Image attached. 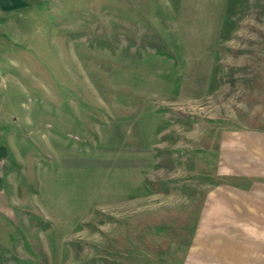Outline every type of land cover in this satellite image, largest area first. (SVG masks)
Here are the masks:
<instances>
[{
    "label": "rangeland",
    "instance_id": "1",
    "mask_svg": "<svg viewBox=\"0 0 264 264\" xmlns=\"http://www.w3.org/2000/svg\"><path fill=\"white\" fill-rule=\"evenodd\" d=\"M237 128H264V0L0 11V264H180Z\"/></svg>",
    "mask_w": 264,
    "mask_h": 264
},
{
    "label": "crops",
    "instance_id": "2",
    "mask_svg": "<svg viewBox=\"0 0 264 264\" xmlns=\"http://www.w3.org/2000/svg\"><path fill=\"white\" fill-rule=\"evenodd\" d=\"M38 1L0 0V11ZM216 139L222 182L206 193L195 226L199 232L180 264H264V128L221 131ZM5 150L0 146L1 191Z\"/></svg>",
    "mask_w": 264,
    "mask_h": 264
}]
</instances>
